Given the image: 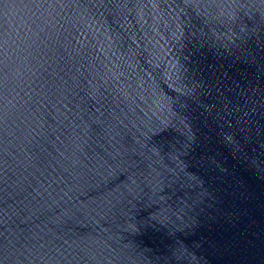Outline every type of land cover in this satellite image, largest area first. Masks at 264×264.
<instances>
[{"label":"water","instance_id":"95a60500","mask_svg":"<svg viewBox=\"0 0 264 264\" xmlns=\"http://www.w3.org/2000/svg\"><path fill=\"white\" fill-rule=\"evenodd\" d=\"M0 264H264V0H0Z\"/></svg>","mask_w":264,"mask_h":264}]
</instances>
